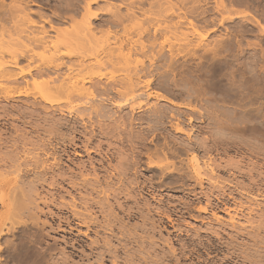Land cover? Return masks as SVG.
Here are the masks:
<instances>
[{
    "label": "bare ground",
    "instance_id": "obj_1",
    "mask_svg": "<svg viewBox=\"0 0 264 264\" xmlns=\"http://www.w3.org/2000/svg\"><path fill=\"white\" fill-rule=\"evenodd\" d=\"M100 1H104L106 7L109 5L106 0H54V3L51 4L53 9H49L52 13L48 15L45 13L46 11L41 12L44 8L39 5V0L38 2L37 0H9V2L0 0V39L6 37L4 33L9 37L7 40H5V38L0 40V100L1 98L11 100L20 95L33 97L32 101L24 100L26 102H24L25 107H22V105L21 108H26V110L19 109V105L17 106L16 104H8L9 106L0 105V171L2 167V170H4L0 172V179L6 180V182L2 181L4 183L2 185L5 186V190L7 188L9 190L7 192H3L2 189L1 192L0 190V204L4 207V211L0 212V239L1 236L6 233L15 235L19 224L26 225L27 223H24L25 219L23 220V217H27L29 220L31 219V224H38L35 222L38 218L37 215L35 219L37 211L32 210H39L40 208L38 209V206L40 203L56 207L58 213H60L58 215L60 221L68 225L74 224V226H70L71 228L73 227V229L79 227L77 231H80L79 233L82 234V237L85 236L88 238L91 233L95 235V238L90 240L89 244H85L87 240H83L80 236L79 239L75 240L80 243V245L86 246L89 249L87 254L82 255L81 262L80 260L70 259L66 256H62L59 261L51 260L48 255L51 249L49 248L50 250L48 249L47 251L48 247H44V249L40 246L38 247L36 244V242L39 244V242L42 241L40 237L43 235L41 234L43 230L40 231V234H36L35 232H33L35 234L30 233L31 235L26 234V237L21 234L17 242L11 238H5V241L0 243V253H5L6 255L0 256V264H105V261H110L111 264H187L186 261L189 260V255L184 252L185 243H182L179 248L173 245L174 241L178 238L176 234H172L174 231H177V229L174 228L175 222L174 219L171 218V215H163L173 228L172 232L167 233L168 237H164L159 230V227L163 224V220L160 218L151 219L149 216L151 215L149 214L150 212L161 215L162 212H160L159 207H152L150 204H146L145 209H143L133 200L135 195L130 193L127 196H123L124 199L121 200V195L128 194L127 188H121L119 185L114 186V183L112 185L109 184L110 179L113 178H117L120 184L123 183L122 181L125 178L129 179L128 182H130V184L137 183L135 177H126L129 173L130 166H134L136 162H126V158L120 156L119 158L124 161L123 166L120 168L117 166H107L106 171L108 175L106 178L110 179H102L105 180L106 183L101 182V176L96 172L95 168H93V175H91L89 171V166L93 164L92 160L88 165L82 161L72 162L71 159L72 154L78 156L83 155L82 152L77 150V148L80 147L84 148V151L88 154L97 152L106 157L107 152H101L98 148L89 149L87 144L84 143L85 141L86 143L90 142L98 133L94 132L93 129L88 133L78 131L72 127L74 129L72 131L73 133L64 136L65 133L63 135L59 130L63 125L68 126L70 121H61V119L56 118V115L52 113L56 110H58V112H74L73 115L81 119V124L85 126L86 123L83 119L84 114L88 116V118H90L89 113L101 117L102 111H104L103 106H98L99 104L97 105L94 102L95 105L93 101L100 100L101 105H104L103 102L106 101L110 103V105L112 104L113 106L121 108L122 103L114 100L112 95H139L140 90H142L141 88H146L151 83L150 79L144 81L139 80L142 75L148 72V67H145L143 60H134L132 56L140 52L147 57L145 49L150 45L153 47V44H155L154 41L145 43L141 39L144 33L150 30L147 26L148 22L144 20V24L147 23L146 25L134 26L136 27L134 32L137 35V39L134 40L126 34L120 35L116 31L111 30V25H122L124 31L128 28L129 30L133 29L132 26L127 28L124 22L128 20L132 21L135 18L136 10L142 9L138 6L144 4H148L150 7L156 6V13L158 15L160 14V17L164 16V19L171 18L173 14L180 16V12L176 11L177 8L174 9L175 6L174 8L172 7L173 3L170 4V0H125L127 1V8L124 13H120L118 10L111 11L109 8L106 9V7L93 8V5H97ZM119 1L123 3V0ZM179 1L181 4L183 3L182 5H185L184 3L189 4L193 2L190 4H195L196 7L193 6L195 9L192 8L189 12L188 6H185V8H187L189 13L193 10L196 11L193 12L198 13L199 11L197 12L196 8H198L199 5H196V2L200 3L202 0ZM218 1V5L222 7L224 0L222 3H220V0ZM42 3H44V1L41 2V4ZM126 4L124 3V5ZM31 5H35L39 9L36 11L32 10ZM120 5L121 4H119V6ZM43 7H45V5H43ZM202 7H199V14H201V16L204 14V11L206 12V9L203 10ZM184 12L187 13L186 10H184ZM63 13H68V18L63 16ZM69 13L71 14L69 15ZM104 13L110 14L111 21L105 20L104 23L99 21L100 24L106 25V29H100L101 34L99 33L100 36H97L98 31H96V24H94L93 21L100 19V15ZM183 17H185V15ZM183 17L181 19H183ZM67 19L70 23L69 29L67 27H57L58 23L67 22ZM46 25H48V27ZM49 30H54L56 32L55 34H67V36L65 35L67 38L64 36V38L62 37L63 39L60 40L61 37L59 38L58 36L56 39L53 38L55 42L51 35H49ZM160 31L161 28L159 25H156L152 32L155 36ZM70 32L80 35L81 40H83V45L85 44L87 47H94L95 45L98 50L92 53L90 52V54H88L89 52H84V50L79 52L77 50V52L71 51L72 53L70 51V53H68L61 50L59 51L62 53L58 52L56 48H59V44L62 40L61 44H65V42H71L76 38L77 40L79 39L77 35L75 38H69L68 34H70ZM111 36L113 37V46H110L109 42V37ZM183 36L185 35L183 34ZM58 39L59 41H57ZM74 42H76V40ZM164 42L165 40L158 44V49L156 51L153 49L150 50L151 53L148 56L150 64H152L156 58L155 56L159 57L162 53L165 48ZM35 48H38V50H34ZM49 48L52 50H49ZM165 49L169 51L168 62H172L176 54L170 50V47H166ZM98 54L101 56L104 55L105 60L103 57V59L98 58L100 56H98ZM66 58L67 60L70 59L68 60L70 62L67 63ZM87 58H89V60L84 62ZM35 60L36 62L32 64ZM24 64H26V66ZM107 64H122L124 73L122 77L118 79L109 77V79L106 80L107 83L104 81L100 84L103 73L97 71L102 67L105 68ZM250 81L252 80L250 79ZM21 82H23L24 85H21ZM242 82L243 81L239 84L232 82L222 85L220 94L221 101L224 104V107L222 105L223 115L221 114L223 118L222 116L221 118L217 116L218 119H220L218 120L216 118L218 121L216 120L215 123L213 121L211 124L214 123L218 126L215 125V127L214 124L212 125L218 129L217 133L221 138L236 136L240 140L239 142L243 143L248 150L241 151L242 153L240 154L246 155V152H248L257 160L259 156H264V102H261L262 104L258 105V108H255L254 100L259 99L258 96L260 99H264V90L261 92V90H259L261 88H259L258 92H256L257 89L254 86L257 84L254 85V82H243L245 83L243 84ZM26 88H28V91ZM30 89L34 90L32 91ZM208 89L210 88L208 87ZM253 93L257 96H254ZM236 95H239L238 98L235 97ZM199 100L201 101V99ZM74 101H81L80 103L83 107L85 106V109L87 106V108H89V115L77 109ZM167 102L172 105L174 104L172 100H167ZM62 103H67V105H60ZM195 109L194 106V110ZM237 110L239 112H237ZM201 111L198 110L199 113ZM115 112L112 111L110 113L108 120H115L119 126L116 122L113 123V121L114 127L116 125L121 127V124L124 125L123 121H119L116 118L117 114ZM229 114H235L237 120L234 119V115L231 117L232 115L230 116ZM169 116L176 119V121L171 124L172 128L176 132L184 133L187 138L186 141H174V149L171 150H164L162 147H156L153 152H146V156L149 159V167L159 168L163 178L172 176L170 172H178L179 177H177L175 182L179 181V186L182 187V190L185 189V202L182 204L184 209H188L189 195L191 200L205 203L197 207L198 214L195 216V219L200 221V223L208 220L207 226L203 229L201 227L194 229V234L191 236V244L193 246L191 250H195L196 248L219 250L222 246V235L227 230H232L235 233L234 235L230 234L231 237H240L245 236V230L247 226H249L250 229H252V233L248 232L246 234L251 238L252 242L248 245L249 247L244 248V250L248 251L245 253L247 256L245 255L243 258L245 259L244 264H259V262H262V259L256 258L255 249H258V247L261 248V246L264 245V162L259 163L254 160L251 161L250 164L245 163L244 165L241 156L239 160H229L228 162L226 161L224 165L217 164L209 155L214 153V150H219V148H217L218 146L208 144V142H206L207 138L205 137L199 139L194 135L192 138L193 128L184 129L180 125V120L175 114L171 113ZM12 121H16L20 124L18 125L16 122L13 123ZM191 121L192 118L189 116L188 122ZM233 121H236V123ZM40 122H45L46 124L51 122L53 127L49 125L51 127L45 130V127L47 128L49 126L45 123L46 126H42V124H39ZM9 124L12 125V127H10V130H7ZM98 124L100 127L99 133L102 137V135L104 136L107 132L102 128V122L99 121ZM26 126L27 128L29 127V129H27ZM41 127L44 131L39 130ZM87 133L88 135L86 136ZM76 134H78V136H76ZM80 137L85 139L83 140L84 142H81ZM79 142H81V144H78ZM69 148L72 149V152L69 151ZM224 149L222 151H224ZM187 152H190V158H188L186 162V167H176L173 162H170L171 166L166 167L165 171L168 172L169 175L162 171L163 167L161 164H155L151 160V157L154 155H161L164 160H168L170 154L175 155ZM121 153L122 152H120L119 155H122ZM205 155L208 157L202 159L201 157ZM63 156L68 157V160L72 162L71 164L73 167L71 169L61 167L60 160ZM101 162L102 160L100 163ZM5 166L11 168L10 170L13 172V175L11 173V178L7 177L10 175L7 172L9 168L5 170ZM74 169H78V177H76ZM29 172L32 174L31 178L24 175ZM235 173H238V176L241 175L240 178H242V180H236ZM225 175L228 176L225 178L222 177ZM152 176L153 175H151V177ZM161 178L162 177H160V179ZM205 182H207V186ZM102 184L103 186H101ZM64 185L70 188L65 190ZM161 186L165 185L161 184ZM61 190H64L65 194L68 193L70 195L69 200L64 198V195L60 192ZM72 191L75 193L72 194ZM235 194H238L240 198L238 196L236 198V196H234ZM241 198L245 200H241ZM129 200L134 201L136 206L135 209V206L129 205ZM219 209L222 210L221 212H223V214H227L228 218L225 219L221 217L217 211ZM208 211H210L211 216H204L203 214H206ZM119 213L122 215H119ZM12 216H15L18 220L15 218L13 219ZM150 219V225L146 228L145 225ZM240 219H243V221H240ZM21 220H23V223H21ZM129 220H137L140 221V223L135 222L129 224ZM255 221H259V223L254 224ZM41 222H43V220ZM43 226L44 225L41 226V229ZM80 228H82V230H80ZM178 229L180 228L178 227ZM259 231H262L263 234L261 235ZM204 237L207 240V244L202 241ZM14 239L16 240V238ZM160 240L164 241L163 245L160 243ZM0 241L3 240L1 239ZM35 244L37 245L36 247ZM187 246H189V244ZM252 247L256 248L252 251ZM242 253L243 252L237 253L236 257L242 255ZM171 261H173V263ZM233 261L236 262V260Z\"/></svg>",
    "mask_w": 264,
    "mask_h": 264
},
{
    "label": "rangeland",
    "instance_id": "obj_2",
    "mask_svg": "<svg viewBox=\"0 0 264 264\" xmlns=\"http://www.w3.org/2000/svg\"><path fill=\"white\" fill-rule=\"evenodd\" d=\"M5 1L9 2V0H5ZM43 1L44 3L41 4V2ZM106 1L109 4L107 7L104 1L102 2L100 1L97 5H93V8L106 7V9L109 8L111 11L118 10V12L120 13H124L126 11L127 1L123 0V3H121V1L119 0H106ZM170 1H171L170 4L172 3L175 4V5L172 4V7L174 8L175 6L174 9L177 8L176 11L180 12L179 13L180 16L178 15L176 16V14H173L171 18L164 19V16L161 15L163 17L162 18L159 16L160 14L158 15L156 13L157 12L156 6L150 7L148 4H144L142 6H138L142 9L136 10L135 18L132 21L128 20L124 22L127 28L132 26L133 29L129 30L128 28L124 31L122 29V25H119V24L111 25L110 27L111 30L116 31L118 34L120 35L126 34L130 36L132 40H134V39H137V35L134 32V29L136 27L134 26L146 25L147 23L144 24V20L145 22L146 21L148 22L149 25L147 24V26H148V29L150 30L149 32L147 31L146 33H144L141 39L145 43H151L154 41L155 44H153V47L150 45L148 46V48L145 49L147 57L146 55H143L140 52H137L135 53V55L133 54L132 56V59L134 60H143L145 67H148V72L142 75L141 79H139L140 81L150 79L151 84H149L148 87L141 88L142 90H140L139 95H133V94L123 95V96L112 95V98L114 97L113 98L114 100L120 101L122 103L121 108H118L117 106H113L112 104L110 105V103L106 101H105L106 103L102 101L104 105H101L100 100L93 101V103L95 102L97 105L99 104L98 106H103L104 111H102L101 117H98L95 114L89 113L90 118H88V116H85L84 114L83 119L86 123L85 126L81 124L82 123L81 119L76 118L75 115H73L74 112L72 113H67V111L58 112V110H56V111H53L52 113L56 115V118L61 119V121H64V120L70 121L69 122L70 124L68 126L63 125V127L60 128L59 130L63 133V135L65 133L64 136H68L67 134H72L73 133L72 131L74 129L78 131H82V132H88V133L91 132V130L93 129L94 132L98 133L88 143H86V141L85 142L83 141L85 140L83 137H80V140L81 142H84L85 144H87L89 149L98 148L101 150V152H107L106 157L102 156L101 154H98L97 152H91L88 154L87 152L84 151L85 149L82 147L77 148L78 151L82 152L83 154L82 156H78L75 154H72L71 156L72 162L82 161L89 165V162L92 160L93 164L89 166L90 167L89 171L91 172V175H93L92 174L94 170L93 168H95L96 172L99 173V175L101 176V180L110 179V178H106V176L108 175V172L106 171L107 166H117L119 168L122 167L124 161L123 159L119 158L120 156H122L123 158H126L125 160L126 162L127 161L130 163L136 162L134 166L133 165L130 166L129 173L126 177H130V178L135 177L137 183L130 184V182H128L129 179L127 178L123 179L122 181L123 183L121 184L118 182L117 178L110 179V183L109 182L108 183L111 185L114 183L115 184L114 186L119 185L121 188L123 187L127 188L128 194L121 195V200L124 199L123 196H127L130 193L132 195H135L133 200L137 202L138 206L142 207L143 209H145L146 204H150L152 207H159L160 212H162L161 215L156 214L154 212H150L149 214L151 215L149 216L151 219L160 218L161 220H163V224L161 225V227H159L160 228L159 230L161 231L164 237H168L167 233L172 232L173 228L170 226V223L166 220V218L163 215L164 214L171 215V218L174 219V222H175L174 228L177 229V231H174V233L172 234L174 235L176 234L178 238V239L176 238L177 240L174 241L173 245L179 248L182 243H185L186 246L184 247L185 248L184 252L185 254L189 255V260L186 261L187 264L188 263L189 264H234V263L244 264L245 259L243 258L246 255L245 253L248 252L247 250H244V248L249 247L248 245L252 242L251 238L247 236L246 234L252 231V229H250L249 226H247L245 230V236H240V237H235V236L231 237L230 234L234 235L235 233L232 230H227L222 235V238H221L222 246L219 250H215V249L209 250L205 248H202V249L196 248L195 250H191V248L193 247L191 244L192 243L191 236L194 234V229L197 227H201L203 229L205 226H207L208 220L200 223V221L195 219V216L198 214L197 207L200 205H204L205 203L191 200L190 195H189V206H187L188 209H184L182 204L185 202V197H184L185 189L182 190V187L179 186V181L175 182L177 177H179L178 172H175V171L170 172L172 176H169L168 178H163V175L162 173H160L161 170L159 168L149 167V164H148L149 159L146 156L147 154L146 152L151 153L154 151V148L156 147L157 148L162 147L164 150L165 149L171 150V149H174L173 148L174 141L175 142L177 140L186 141L187 139L185 137L186 135L184 133L176 132L171 126V124H173L174 121H176L174 117L169 116L171 113H173L175 114L176 117L179 118L180 125L184 129L193 128L192 138L194 135L195 137L199 139L205 137L207 138L206 142H208V144H211L212 146L213 145L218 146L217 148H219V150H214V153L209 155V157L215 160L214 161L215 163L224 165L226 161L228 162L229 160H232V161L239 160L241 156H242V162L244 165L245 163L250 164V162L254 160L258 161L259 163L264 162V156H259V158H257L256 160V158L252 157L248 152H246L247 156L245 154H240L242 153L241 151L247 150L245 145L243 143H240L239 142L240 140L236 136L221 138L220 135L217 133L218 129L215 128L217 125L214 124L216 120L218 119L217 116H220L221 118V116L223 115L222 109L224 107V104L221 101L222 99H221V94H220L221 93L220 88L222 87L223 84L232 83V82L235 84H239L241 83V81L246 82V83L248 82L253 83L256 80L254 82V85L255 84L257 85H255L254 87L257 89V91L256 89L255 91L258 92L259 88H261L259 89L261 90V92H263L262 90H264V72H262L264 71L263 70L264 69V29H263L264 28V0H224V3H223L224 6L222 5V7L218 5L219 4L218 0H202L200 1V3L196 2V5H199V7L203 6L202 7L203 10L206 9V12L204 11L203 12L204 14H202V16L201 14H199L200 9L198 6H197L198 8H196L197 12L199 11L198 13H195L196 12L195 10H193L195 12L191 10L193 13L192 12L189 13L190 9L196 7L195 4H190L193 2H190L189 4L184 3L185 5H182L183 3L181 4L179 0L178 1L170 0ZM222 2L223 0H220V3ZM52 3H54V0H41V1L39 0L40 5L42 6L45 5V7L48 8V9H44L43 11L41 10V12L46 11L45 13L50 15L52 13L50 10L53 9V7L51 6ZM124 3L126 5H124ZM119 4L121 5L119 6ZM185 6L186 7L188 6L189 12L187 11V8H185ZM31 8L32 10H35V11L39 9L35 5H31ZM202 8H201V13H202ZM184 10H186L187 13H185ZM178 12H175V13H178ZM70 14L71 13H69V15ZM183 14L185 15V17H183L184 16ZM67 15L68 13L66 14L63 13V16L68 18ZM100 16H101L99 17L100 19L93 21V23L96 24L95 25L97 28L96 31H98L97 36H100L101 34L100 29L101 30L106 29V25L100 24L99 21L103 23L105 20L111 21L110 14L108 13L101 14ZM182 17L184 20L181 19ZM77 18H78V15H77ZM189 22L191 23L193 22L192 23L193 25ZM60 23L61 24L59 23L57 24V27L58 26L61 28L67 27L69 29V24H70L69 20L67 22H60ZM156 25H159V27L161 28V31L154 36L152 31ZM46 26L48 27V25ZM49 32H50L49 35H51L52 39L53 38L56 39V37L59 36V38L61 37L60 38L61 40L64 38L65 35L67 36V34H64V33L55 34L56 32L54 30H49ZM5 34L6 33H4V36L6 37H3V36L2 37L5 38V40H7V38L9 37H7L8 36L7 34L6 35ZM183 34L185 36H183ZM76 35L78 36L80 40L79 39L77 40L76 38L72 40L71 42L66 43L64 41L65 44H61L63 41L62 40L61 43L59 44V48L57 47L56 50L58 52L64 51L68 53H70L71 51L79 52V51L84 50V52L86 53L89 52L88 54H90V52L92 53L93 51L95 52L98 50V48L95 45L94 47H89V46L87 47V45L85 46V44L83 45V40H81L80 35L75 34L74 32L73 34L70 32V34H68V37L75 38ZM112 38H113L112 36L109 37L110 46L114 45ZM55 39H53V41H55ZM75 40L76 42H74ZM163 40H165L164 47L165 48L170 47V50L176 54L175 59L172 62H168L169 61V55H168L169 51L164 48L162 53L159 55V57L155 56L156 58L154 59L152 64H150L148 60L149 58L148 56L151 53L150 50L153 49L156 51L158 49V44H160V42ZM57 41H59V39ZM0 46H1V42H0ZM34 50H38V48H35ZM49 50H52V49L49 48ZM99 55L100 54H98V56ZM102 57L105 60L104 55L102 56L100 55L98 58L103 59ZM68 60H67V63L70 62ZM88 60L89 58H87L84 62ZM35 62L36 60L33 63L32 62L31 63L34 64ZM24 65L26 66V64ZM244 67L246 70L244 69ZM97 72L103 73L102 74L103 78L100 82L101 84L104 81L107 83L106 80L109 79V77H115L116 79L122 77L124 73V68L122 64H107L105 65V68L102 67ZM250 79L252 81H250ZM21 85H24V83L21 82ZM208 87L210 89H208ZM27 89L28 88H26V90ZM30 90L33 91L34 89H30ZM255 91L254 93L256 94ZM254 93L253 95L257 96ZM238 96L239 95H236L235 97L238 98ZM160 97H163V98H160ZM32 98L33 97H30L27 95L26 96L20 95L19 97H16L11 100L1 98L0 105L2 104L4 106L6 105L9 106L12 104H16L17 106L19 105V109L22 110L23 108H21V106L23 105L22 107H25V103H26L25 101H30V100L32 101L33 100ZM258 98L259 99L254 100L255 108H258L259 107L258 105L262 104L261 102H264V99L262 98L260 99L259 96ZM199 99H201V101ZM167 100H172L174 104L172 105L168 103ZM80 102L81 101H74V103H76L75 107L81 110V112L89 115L88 114L89 108H87L86 106V109H85L84 108L85 106L83 107V105ZM190 104H191V108H190ZM60 105L66 106L67 103H62ZM194 106L196 108L195 110H194ZM23 110H26V108H24ZM198 110L200 111L202 110V111L199 113ZM112 111L113 112L116 111L115 112L117 114L116 118L119 121H123L124 125L121 124V127H118L119 125L117 124L115 120H113L114 122L112 121V119L108 120V116L110 115ZM237 112L239 111L237 110ZM231 115H230L231 117H233V115L235 117V114H231ZM189 116L192 118L191 122H188ZM234 119L237 120L236 117ZM99 121L102 122V128H104L103 130L107 132V134H105L104 136L102 135V137L100 136V133H99L100 131V127L98 126ZM213 121H214L213 123L214 126L216 125L215 127L212 126L213 124H211ZM12 122L15 123L16 121H12ZM112 122L113 123L116 122L118 126L116 125L115 126L116 128H115ZM233 122L236 123V121H233ZM44 123L45 122H40L39 124L40 125L42 124V126L51 125L53 127V124L51 122H49V124L45 123L46 125ZM16 124H18V122H16ZM8 126L9 127L7 128V130H10L11 129L10 127H12V125L9 124ZM51 126L47 128L45 127V130H48ZM27 129H29V127ZM39 130L44 131L42 127ZM88 133L86 134V136L88 135ZM76 136H78V134H76ZM81 142H79L78 144H81ZM223 149L224 151H222ZM69 151L72 152V149L69 148ZM120 152H122L121 153L122 155H119ZM169 156L170 157L168 160H164V158L161 155L159 156L154 155L151 157V160L155 164H161V166L163 167L162 171L165 172L166 167L171 166L170 162H173L174 165H176V167L177 166L186 167V162L188 161V158H190V152L178 153L175 155L170 154ZM207 157L208 156L205 155V156H202L201 158L206 159ZM68 159L69 158L66 156H63L61 158L60 160L61 167L68 168V169H71L73 167L71 164L72 162H70ZM101 160L102 162L100 163ZM6 168L8 169L9 167L5 166L4 169L7 170ZM2 169L0 172L4 171ZM10 169L11 168L7 170V172L10 174L9 176H7L9 178H11L13 175V172H11L12 170ZM74 172H76L75 175L76 177H78V173H79L78 169H74ZM165 173H168V172H165ZM24 175H27L29 178H31L32 174L31 172H29ZM151 175L153 176L151 177ZM167 175H169V173ZM235 175H236L235 176L236 180L237 179L239 181L242 180V178H240L241 175L238 176V173H235ZM227 176L228 175H225L222 177L225 178ZM160 177L162 178L160 179ZM2 181L6 182V180L0 179V182H1L0 190L2 189L3 192L9 191L8 188L5 190V186L2 185L4 184ZM101 182L106 183L105 180H102ZM168 182H170L171 184ZM7 183L9 182L7 181ZM161 184H164L165 186H161ZM205 185L206 186L208 185L207 182H205ZM101 186H103V184ZM69 188L70 187L65 186V190ZM189 191H190V188H189ZM60 192L62 195H64L65 199L67 200L70 199V195L68 193L65 194L64 190H61ZM74 193L75 192L72 191V194ZM234 196H236L237 198L238 194H235ZM238 197L240 198V196ZM244 198H241V200H245ZM133 200H129V205L135 206ZM203 201H204V198H203ZM220 206L223 207L222 205ZM39 208L41 209V211ZM135 208L136 206L134 207V209ZM38 209L39 210L37 209H33V210L30 209V210L37 211L35 219L38 215V218H37L38 221L36 220L35 222H37L39 225L36 223L31 224V219L29 220V218L23 217V220L25 219L24 223L26 222L27 224L26 225L19 224L20 227L17 226L15 235H11L8 233L4 234L5 236L2 235L4 237L1 236V239L3 241H0V243L4 242L5 238L6 239L11 238L15 242H17L19 241L18 237H20L21 234H23L22 236L26 237V234L28 235L35 234V233L40 234L41 233L40 231L43 230V233H41L43 235L40 237L42 240L41 241L42 243L39 242L38 244L36 242V244L38 245V247L40 246L41 248L48 247L47 251L49 248L51 249V250L49 249L50 254H48L51 260L59 261L62 256H66L70 259H74L78 261L80 260L81 262L82 255L87 254L89 252V249L88 247L82 246L80 245V243L75 241L79 239L80 237H82V234L79 233L80 231H77V229L79 230V227L77 229H73V227L71 228L70 226H74V224L68 225V224L61 222L60 219L58 218V215L60 213H58L57 208L54 207L53 205H46V204L40 203V205L38 206ZM3 211H4V207H2V205L0 204V212H3ZM217 211L221 217L225 219L228 218L227 214L225 213L223 214V212H221L222 210L219 209ZM119 215H122V214L119 213ZM203 215L207 217L211 216L210 211H208L206 214H203ZM12 218L17 219L15 216H12ZM151 219L148 220V222L146 223L145 225L146 228L149 227L150 225L149 222L151 221ZM23 220H21L22 221L21 223H23ZM40 220L41 221L43 220V222H41ZM240 221H243V219H240ZM135 222L140 223V221H137V220H131V221L129 220V224H132ZM257 223H259V221H255L254 224H257ZM42 225L44 226L41 229ZM178 227L180 229H178ZM80 230H82V228H80ZM259 232L261 233V235L263 234L262 231H259ZM14 238H16V240ZM82 238L85 241L87 240L85 244H89L90 240H93L95 238V235L91 233L88 236V238L85 236ZM160 241H161L160 243L163 245L164 241L163 240H160ZM202 241L205 242V244H207V240L205 237L202 238ZM36 244H35V247L37 246ZM188 244L189 246H187ZM255 248L252 247L251 250L253 251V249ZM255 251L257 252V253L255 252L256 258L262 259V262H259V264H264V245L261 246V248L260 247H258V249L256 248ZM239 252H243V253L242 255L236 257L237 253ZM1 255L3 256L6 254L0 253V256ZM233 260H236V262ZM171 262L173 263V261ZM104 263L111 264L110 261H105Z\"/></svg>",
    "mask_w": 264,
    "mask_h": 264
},
{
    "label": "flooded vegetation",
    "instance_id": "obj_3",
    "mask_svg": "<svg viewBox=\"0 0 264 264\" xmlns=\"http://www.w3.org/2000/svg\"><path fill=\"white\" fill-rule=\"evenodd\" d=\"M39 5H40V4H39ZM41 7L44 8V9H48L47 7H43L42 5H41Z\"/></svg>",
    "mask_w": 264,
    "mask_h": 264
}]
</instances>
